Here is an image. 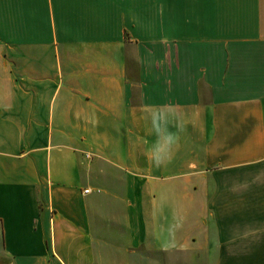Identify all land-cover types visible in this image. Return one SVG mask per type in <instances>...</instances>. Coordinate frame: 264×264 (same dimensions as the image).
<instances>
[{
    "label": "crops",
    "instance_id": "obj_1",
    "mask_svg": "<svg viewBox=\"0 0 264 264\" xmlns=\"http://www.w3.org/2000/svg\"><path fill=\"white\" fill-rule=\"evenodd\" d=\"M188 250L264 264V0H0V264Z\"/></svg>",
    "mask_w": 264,
    "mask_h": 264
},
{
    "label": "clouds",
    "instance_id": "obj_2",
    "mask_svg": "<svg viewBox=\"0 0 264 264\" xmlns=\"http://www.w3.org/2000/svg\"><path fill=\"white\" fill-rule=\"evenodd\" d=\"M146 119L155 133V139L146 141L147 150L144 154L153 164L160 166L169 158L178 139L177 135L168 129L183 128V121L179 120L171 109L159 107L148 110Z\"/></svg>",
    "mask_w": 264,
    "mask_h": 264
},
{
    "label": "rangeland",
    "instance_id": "obj_3",
    "mask_svg": "<svg viewBox=\"0 0 264 264\" xmlns=\"http://www.w3.org/2000/svg\"><path fill=\"white\" fill-rule=\"evenodd\" d=\"M102 189V187H96L95 190L101 192ZM109 192L113 193L112 189H109ZM208 255V252L195 250L173 251L168 254L163 252H145L141 253V259L138 261H141V264H208Z\"/></svg>",
    "mask_w": 264,
    "mask_h": 264
},
{
    "label": "built area",
    "instance_id": "obj_4",
    "mask_svg": "<svg viewBox=\"0 0 264 264\" xmlns=\"http://www.w3.org/2000/svg\"><path fill=\"white\" fill-rule=\"evenodd\" d=\"M86 156H87V157H89V155H88V154H86ZM89 191H90V189H89V188H86V189H84V192H85V193H87V192H89Z\"/></svg>",
    "mask_w": 264,
    "mask_h": 264
}]
</instances>
